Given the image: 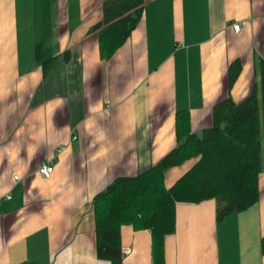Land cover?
Here are the masks:
<instances>
[{
  "label": "crops",
  "instance_id": "0c3cea01",
  "mask_svg": "<svg viewBox=\"0 0 264 264\" xmlns=\"http://www.w3.org/2000/svg\"><path fill=\"white\" fill-rule=\"evenodd\" d=\"M103 2L0 0V264H115L96 252L95 194L178 144V109L200 133L215 101L241 100L260 83L264 0H146L110 58L91 30ZM46 159L51 176L39 172ZM194 161L168 170L167 185ZM217 205L177 202L166 264H264V171L252 206L218 218ZM151 236L123 224L122 264H153Z\"/></svg>",
  "mask_w": 264,
  "mask_h": 264
},
{
  "label": "trees",
  "instance_id": "16d2710c",
  "mask_svg": "<svg viewBox=\"0 0 264 264\" xmlns=\"http://www.w3.org/2000/svg\"><path fill=\"white\" fill-rule=\"evenodd\" d=\"M146 0H104L97 30L100 54L110 58L127 41L144 15ZM42 55L41 48L37 50ZM42 57V56H40ZM49 62L45 61V65ZM260 83L247 97L232 95L215 101L213 123L200 133L192 129L188 108L175 113L178 144L146 171L119 175L94 196L96 249L100 258L122 264V226L150 229L153 264H166V237L176 230L178 201L216 198L218 218L252 206L260 197L264 171V56L259 61ZM243 69L241 58L229 63L228 83L233 87ZM196 161L172 186L166 173L189 159ZM93 212V213H94ZM264 249V234L261 239ZM26 264H41L30 261Z\"/></svg>",
  "mask_w": 264,
  "mask_h": 264
},
{
  "label": "built area",
  "instance_id": "2783aa9c",
  "mask_svg": "<svg viewBox=\"0 0 264 264\" xmlns=\"http://www.w3.org/2000/svg\"><path fill=\"white\" fill-rule=\"evenodd\" d=\"M234 27H235V29L239 30L241 28V24L239 22H234ZM109 105H110V103H107L105 105V110L107 112L110 111V106ZM54 168H55L54 161L49 160V159L42 160L41 161V164L39 166V172H41L42 175L51 176L53 174ZM5 196L8 197V198H10L11 197V194L6 193ZM2 197H3V194H0V199Z\"/></svg>",
  "mask_w": 264,
  "mask_h": 264
},
{
  "label": "water",
  "instance_id": "95a60500",
  "mask_svg": "<svg viewBox=\"0 0 264 264\" xmlns=\"http://www.w3.org/2000/svg\"><path fill=\"white\" fill-rule=\"evenodd\" d=\"M20 264H26V263H20Z\"/></svg>",
  "mask_w": 264,
  "mask_h": 264
}]
</instances>
